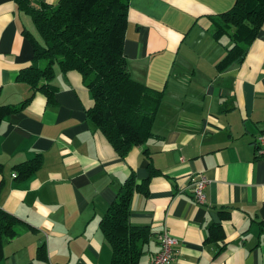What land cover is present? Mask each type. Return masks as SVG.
Returning a JSON list of instances; mask_svg holds the SVG:
<instances>
[{"label":"crops","instance_id":"obj_1","mask_svg":"<svg viewBox=\"0 0 264 264\" xmlns=\"http://www.w3.org/2000/svg\"><path fill=\"white\" fill-rule=\"evenodd\" d=\"M234 1H129L128 70L162 102L153 136L121 159L87 118L93 101L77 72L54 66L49 98L18 80L38 34L16 0H0V107L28 100L0 122V264H110L100 221L149 163L159 174L130 205V225L147 231L138 264L164 232L177 241L172 264H264V26L242 62L218 68L232 42L214 38L213 22ZM198 174L203 204L189 188Z\"/></svg>","mask_w":264,"mask_h":264},{"label":"trees","instance_id":"obj_2","mask_svg":"<svg viewBox=\"0 0 264 264\" xmlns=\"http://www.w3.org/2000/svg\"><path fill=\"white\" fill-rule=\"evenodd\" d=\"M130 0H59L54 6L33 7L31 0H16L36 28L32 64L18 75L32 94L49 98L54 66L61 72H77L93 101L87 118L106 138L121 159L153 136V126L162 102V91L133 80L123 53ZM213 36H228L232 46L218 68L240 63L246 48L264 26V0H235L233 6L213 22ZM45 62L43 67L40 63ZM28 100L21 103L24 107ZM20 107H0V122ZM31 167L27 170L29 173ZM148 177L140 184L131 174L100 221V229L111 246L110 264H138L147 231L129 223L133 195L145 189L159 172L150 163ZM0 213V240L7 227Z\"/></svg>","mask_w":264,"mask_h":264},{"label":"built area","instance_id":"obj_3","mask_svg":"<svg viewBox=\"0 0 264 264\" xmlns=\"http://www.w3.org/2000/svg\"><path fill=\"white\" fill-rule=\"evenodd\" d=\"M256 148L259 149V153L264 155V137L258 136L255 139ZM15 176V175H14ZM190 186L194 200L198 204H203L205 201V188L208 184V180L201 174L190 177ZM160 250L150 260L149 264H172L174 253L173 247L177 244V241L169 233L164 232L157 237Z\"/></svg>","mask_w":264,"mask_h":264},{"label":"rangeland","instance_id":"obj_4","mask_svg":"<svg viewBox=\"0 0 264 264\" xmlns=\"http://www.w3.org/2000/svg\"><path fill=\"white\" fill-rule=\"evenodd\" d=\"M45 65V62L40 63V67H43ZM56 66V65H55Z\"/></svg>","mask_w":264,"mask_h":264}]
</instances>
